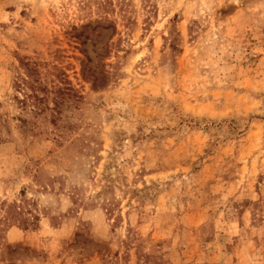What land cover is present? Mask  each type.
Masks as SVG:
<instances>
[{
	"label": "rangeland",
	"instance_id": "rangeland-1",
	"mask_svg": "<svg viewBox=\"0 0 264 264\" xmlns=\"http://www.w3.org/2000/svg\"><path fill=\"white\" fill-rule=\"evenodd\" d=\"M0 264H264V0H0Z\"/></svg>",
	"mask_w": 264,
	"mask_h": 264
},
{
	"label": "trees",
	"instance_id": "trees-1",
	"mask_svg": "<svg viewBox=\"0 0 264 264\" xmlns=\"http://www.w3.org/2000/svg\"><path fill=\"white\" fill-rule=\"evenodd\" d=\"M20 64L23 71L14 81V88L22 94V97L19 98L18 96H14V98L21 103L23 109L28 110V107L32 105L34 108H30V111L35 113L38 111V114L45 112L47 109H51L53 114L50 118V122L57 127L61 115V103L71 96L78 97V92L68 79L64 78L66 75L64 71L56 65H52L54 73L50 74L53 76V86H50L51 89H49L40 79L41 71L39 70V64L24 59L20 60ZM38 91L42 92L44 96H39ZM49 94H52L50 100L53 103V107H49L45 103L49 98ZM23 121L26 122V119ZM12 217L13 215L11 214L10 216L9 214V218L11 219ZM23 221L26 226L31 223H27L26 220Z\"/></svg>",
	"mask_w": 264,
	"mask_h": 264
}]
</instances>
